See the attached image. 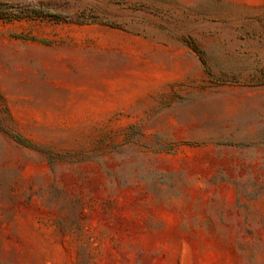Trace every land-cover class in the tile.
<instances>
[{"label": "rangeland", "instance_id": "obj_1", "mask_svg": "<svg viewBox=\"0 0 264 264\" xmlns=\"http://www.w3.org/2000/svg\"><path fill=\"white\" fill-rule=\"evenodd\" d=\"M0 1V264H264V0Z\"/></svg>", "mask_w": 264, "mask_h": 264}, {"label": "trees", "instance_id": "obj_2", "mask_svg": "<svg viewBox=\"0 0 264 264\" xmlns=\"http://www.w3.org/2000/svg\"><path fill=\"white\" fill-rule=\"evenodd\" d=\"M7 5H9L8 3H6V2H1L0 1V12H3L4 11V9L7 7ZM5 18H7V19H13V18H16V17H13V15L11 16H7V17H5ZM67 18V17H66ZM63 20H65V16L62 18ZM196 48V47H195Z\"/></svg>", "mask_w": 264, "mask_h": 264}]
</instances>
